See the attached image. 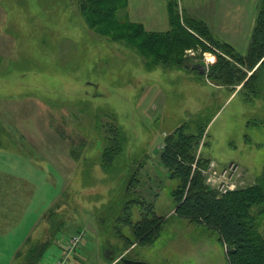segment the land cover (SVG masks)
I'll use <instances>...</instances> for the list:
<instances>
[{
  "label": "rangeland",
  "instance_id": "374dc122",
  "mask_svg": "<svg viewBox=\"0 0 264 264\" xmlns=\"http://www.w3.org/2000/svg\"><path fill=\"white\" fill-rule=\"evenodd\" d=\"M167 1L130 0L119 19L165 31ZM216 6L179 0L180 12L201 19ZM100 29L90 27L78 0H0V204L16 215L13 226L0 220V264H16L29 237L51 240L40 264H228L215 231L174 215L178 182L159 155L168 135L184 124L193 133L200 119L209 125L197 151L201 168L213 164L220 178L207 186L223 194L256 183L264 171L261 74L244 89L216 84L207 77L210 53L184 50L187 68L165 66ZM116 130L122 153L109 165L104 150ZM133 179L131 197L153 203L166 226L154 245L121 247L109 263L104 254H115L117 241L104 229L133 236L110 220L111 201ZM132 213L137 221L139 208ZM255 228L264 235V217Z\"/></svg>",
  "mask_w": 264,
  "mask_h": 264
},
{
  "label": "trees",
  "instance_id": "16d2710c",
  "mask_svg": "<svg viewBox=\"0 0 264 264\" xmlns=\"http://www.w3.org/2000/svg\"><path fill=\"white\" fill-rule=\"evenodd\" d=\"M78 2L90 27L102 28L98 33L110 36L115 41L126 42L143 55H153L155 62L165 63V66L182 65L187 68L182 56L184 50L207 52L214 57L211 71L207 73L208 79L216 84L227 83L244 89L249 87L260 73L259 93L264 95V0L261 2L249 50L245 56L217 41L204 20L183 10L180 12L179 0L167 1L169 30L166 32H149L140 23L121 21L119 12L128 8L129 0ZM106 28L114 33L109 34ZM136 40H139L138 44H134ZM173 56L175 60L168 64L171 63L168 57ZM240 66L252 72L250 78H247ZM208 126L198 119L195 132L188 133L189 126L184 124L164 139L159 162L167 170L169 177L178 182L172 193L175 203L174 215L195 226L215 231L225 249L228 264H264V235H259L255 228L257 219L264 217V171L253 185L224 194L207 186L204 170L201 168L202 159L197 156V151ZM114 136L107 139L108 144L104 150V162L109 165L122 153L117 130ZM207 161L209 160L203 163L207 165ZM135 183L137 184V180H131L127 192L110 203V220L121 228H129L133 236L129 239L119 227L118 230L113 228L115 234L110 229L111 226L104 229L108 230L107 238H116L117 241L114 243L115 254H104L109 263L116 260L121 247L129 249L134 246L154 245L166 226L165 218L156 214L153 203H148L141 197H137L138 200L131 197ZM135 207H138L140 212L137 221H134L132 213ZM2 208L3 204H0V220H5L10 211L6 212ZM13 224L15 220L12 226ZM49 245V239L32 244V238L29 237L24 244L28 249L25 254L18 252L16 264H40Z\"/></svg>",
  "mask_w": 264,
  "mask_h": 264
},
{
  "label": "crops",
  "instance_id": "0c3cea01",
  "mask_svg": "<svg viewBox=\"0 0 264 264\" xmlns=\"http://www.w3.org/2000/svg\"><path fill=\"white\" fill-rule=\"evenodd\" d=\"M261 2L262 0H217V6L210 13L209 17L202 20L210 27L212 35L217 41L232 47L238 54L245 56L249 50ZM128 6H130V0ZM165 11L168 16L167 2ZM191 14L201 19V17L195 13ZM130 19L133 20L131 16ZM139 22L145 27L146 31L149 32H166L169 30L168 28L165 31H161L164 28L162 25L156 29L154 25H149V27H147L146 23ZM12 209L15 210L14 208ZM10 214L13 213L10 212ZM10 214L9 218L5 219L9 226L12 225L13 220L16 222V215ZM19 221L20 220H18V222Z\"/></svg>",
  "mask_w": 264,
  "mask_h": 264
},
{
  "label": "built area",
  "instance_id": "2783aa9c",
  "mask_svg": "<svg viewBox=\"0 0 264 264\" xmlns=\"http://www.w3.org/2000/svg\"><path fill=\"white\" fill-rule=\"evenodd\" d=\"M212 173V175H211ZM204 175H208L209 177H206V183L209 184V185H215L217 183V180L218 182L220 181V178H217V172L214 170V165L212 164L210 166V168L207 169V171L203 172ZM226 174V172L224 173ZM213 176V177H212ZM221 185V184H220ZM220 185L218 186V189L220 188ZM228 191L225 190L224 193H227ZM223 193V194H224ZM81 239H82V236L78 235V236H74L72 237L70 240H69V243H68V252H72L74 251V249L79 245V243L81 242ZM56 264H66V261L65 260H61L60 262L56 263Z\"/></svg>",
  "mask_w": 264,
  "mask_h": 264
},
{
  "label": "water",
  "instance_id": "95a60500",
  "mask_svg": "<svg viewBox=\"0 0 264 264\" xmlns=\"http://www.w3.org/2000/svg\"><path fill=\"white\" fill-rule=\"evenodd\" d=\"M121 260H123L126 264H135V263H133L131 261L124 260V258H121Z\"/></svg>",
  "mask_w": 264,
  "mask_h": 264
}]
</instances>
